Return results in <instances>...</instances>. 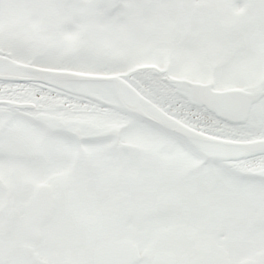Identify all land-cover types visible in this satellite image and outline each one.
Masks as SVG:
<instances>
[{
    "label": "snow or ice",
    "instance_id": "6c2138e0",
    "mask_svg": "<svg viewBox=\"0 0 264 264\" xmlns=\"http://www.w3.org/2000/svg\"><path fill=\"white\" fill-rule=\"evenodd\" d=\"M0 264H264V0H0Z\"/></svg>",
    "mask_w": 264,
    "mask_h": 264
}]
</instances>
